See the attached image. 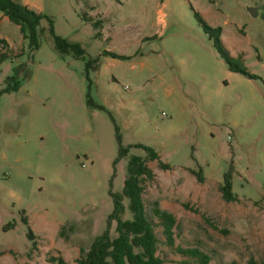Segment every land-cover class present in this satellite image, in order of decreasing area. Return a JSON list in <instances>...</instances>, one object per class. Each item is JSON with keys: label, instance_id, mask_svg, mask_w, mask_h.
<instances>
[{"label": "rangeland", "instance_id": "1", "mask_svg": "<svg viewBox=\"0 0 264 264\" xmlns=\"http://www.w3.org/2000/svg\"><path fill=\"white\" fill-rule=\"evenodd\" d=\"M22 1L86 53L61 56L47 31L31 50L19 26L0 17L9 43L0 51L13 55L0 70V264L53 256L74 264L107 230L130 156L146 155L136 144L171 165L150 162L155 176L144 190L156 223V201L177 218L174 247L156 226L165 264H200L178 246L199 248L210 264H260L264 0ZM196 12L222 27L226 47L259 79L229 69ZM25 65L31 80L8 91ZM116 124L131 146L120 160ZM200 169L203 180L192 172ZM227 174L236 201L223 197Z\"/></svg>", "mask_w": 264, "mask_h": 264}, {"label": "trees", "instance_id": "2", "mask_svg": "<svg viewBox=\"0 0 264 264\" xmlns=\"http://www.w3.org/2000/svg\"><path fill=\"white\" fill-rule=\"evenodd\" d=\"M7 16L10 21L17 24L25 39L29 40L31 50H36L41 46V33H50V40L53 49L61 56L81 57L86 53L85 48L79 42H72L69 39L55 33L54 21L43 11L31 8L22 0H0V17ZM199 21L205 27L210 38L214 41V46L220 57L227 64L229 69L245 74L251 79L260 77L251 72L244 63V55L240 53L233 56L223 42L221 26H212L199 12H196ZM46 19L48 26L43 27L42 22ZM8 48V41L1 39ZM9 49L0 51V70L3 62L11 59ZM24 70V74L22 71ZM32 78V71L29 65L23 69L17 68L15 74L8 83V91L18 90L24 83H28ZM90 105L97 106L96 101L91 97ZM103 107V106H102ZM117 139L119 142V158L125 157L131 146L122 144L121 129L116 124ZM135 147L143 148L145 156L132 154L127 164V176L124 188L121 193H114V210L108 221L107 230L96 238L88 248H82L80 256L74 264H165L164 258L160 254V239L156 230L157 224L162 226L166 243L175 246V229L177 227L176 216L160 207L156 201L152 207L153 214L158 218L156 223L149 213L145 200L144 190L146 183L155 176L150 162H157L162 169H170L171 165L162 160L159 152L151 146L136 144ZM199 180H203V170H192ZM223 197L227 201H236L238 196L233 191L231 175L225 176L224 184L221 187ZM125 199L128 203H125ZM129 212L130 216L126 217ZM65 228V226H63ZM178 252L195 258L200 264H210L211 257L199 248H176ZM51 264H71L63 256L51 257ZM260 264H264V258Z\"/></svg>", "mask_w": 264, "mask_h": 264}, {"label": "water", "instance_id": "3", "mask_svg": "<svg viewBox=\"0 0 264 264\" xmlns=\"http://www.w3.org/2000/svg\"><path fill=\"white\" fill-rule=\"evenodd\" d=\"M253 9H254V8H252V9H251V11H252V14L254 13V10H253Z\"/></svg>", "mask_w": 264, "mask_h": 264}, {"label": "crops", "instance_id": "4", "mask_svg": "<svg viewBox=\"0 0 264 264\" xmlns=\"http://www.w3.org/2000/svg\"><path fill=\"white\" fill-rule=\"evenodd\" d=\"M1 17H3V15Z\"/></svg>", "mask_w": 264, "mask_h": 264}]
</instances>
